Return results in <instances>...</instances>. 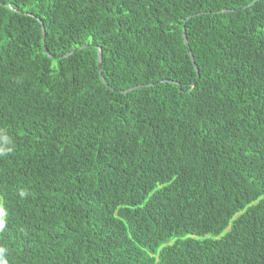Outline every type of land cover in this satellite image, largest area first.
I'll return each mask as SVG.
<instances>
[{"label": "trees", "instance_id": "trees-1", "mask_svg": "<svg viewBox=\"0 0 264 264\" xmlns=\"http://www.w3.org/2000/svg\"><path fill=\"white\" fill-rule=\"evenodd\" d=\"M0 264H264V0H0Z\"/></svg>", "mask_w": 264, "mask_h": 264}, {"label": "water", "instance_id": "water-1", "mask_svg": "<svg viewBox=\"0 0 264 264\" xmlns=\"http://www.w3.org/2000/svg\"><path fill=\"white\" fill-rule=\"evenodd\" d=\"M43 37V36H42ZM43 46L45 47V45H44V39H43ZM44 47H43V49H44ZM79 49H81V48H77V49H75V50H72L68 55H71V54H73L74 52H76L77 50H79ZM99 66H100V57H98V60H97V68H98V71H99ZM195 67V66H194ZM140 87H142V86H140ZM135 89V88H134Z\"/></svg>", "mask_w": 264, "mask_h": 264}]
</instances>
